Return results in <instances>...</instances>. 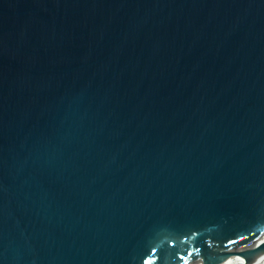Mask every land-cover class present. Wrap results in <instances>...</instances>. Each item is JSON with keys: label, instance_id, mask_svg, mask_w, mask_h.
Returning <instances> with one entry per match:
<instances>
[{"label": "water", "instance_id": "1", "mask_svg": "<svg viewBox=\"0 0 264 264\" xmlns=\"http://www.w3.org/2000/svg\"><path fill=\"white\" fill-rule=\"evenodd\" d=\"M264 0H0V264H264Z\"/></svg>", "mask_w": 264, "mask_h": 264}, {"label": "bare ground", "instance_id": "2", "mask_svg": "<svg viewBox=\"0 0 264 264\" xmlns=\"http://www.w3.org/2000/svg\"><path fill=\"white\" fill-rule=\"evenodd\" d=\"M259 237H264V226L256 229L253 233L244 238L242 242L251 241L252 239H256Z\"/></svg>", "mask_w": 264, "mask_h": 264}]
</instances>
